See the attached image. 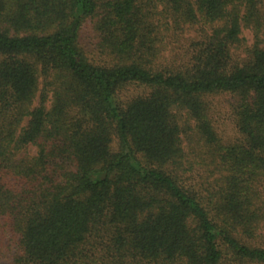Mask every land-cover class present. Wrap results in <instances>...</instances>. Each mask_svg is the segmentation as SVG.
<instances>
[{
    "label": "trees",
    "instance_id": "obj_1",
    "mask_svg": "<svg viewBox=\"0 0 264 264\" xmlns=\"http://www.w3.org/2000/svg\"><path fill=\"white\" fill-rule=\"evenodd\" d=\"M88 20L108 66L80 44ZM195 27L187 63L162 65ZM0 215L14 264H264L240 239L264 223V0H0Z\"/></svg>",
    "mask_w": 264,
    "mask_h": 264
},
{
    "label": "rangeland",
    "instance_id": "obj_2",
    "mask_svg": "<svg viewBox=\"0 0 264 264\" xmlns=\"http://www.w3.org/2000/svg\"><path fill=\"white\" fill-rule=\"evenodd\" d=\"M243 36L246 40V44L250 45L253 42L252 32L245 29L243 30ZM183 36L187 39L184 43L183 47L178 49V53L175 56H168V53H165V59L162 65L169 66H180L187 63L189 58V50L188 44L193 41H197L202 38V33L198 27L187 29L186 32L183 33ZM97 40L95 38V33L93 29L92 21L88 20L83 25L80 34V44L88 56L89 60L95 62V64L100 65H110L113 63L112 58L107 54L101 52L96 46ZM186 50H188L187 54ZM240 56H243V52L238 53ZM45 81L43 77L39 79V91L43 89ZM143 89L135 86L129 85L125 86L119 92V98L122 100L129 99L138 95ZM39 91L36 94V97L33 100L31 108L38 105L39 102ZM211 102V113L214 118L215 125L218 130V135L220 140L227 144L232 142L238 135L237 129L235 127L234 116L231 113V103L232 99L228 95L220 94L218 96H214L210 98ZM51 106V93H49V99L46 103L47 109ZM29 118L25 117L20 124V127H25L27 125ZM116 137H112V149H116ZM37 154V148L32 145H28L26 148L22 149L18 156L26 161H30L31 158L35 157ZM56 163H61L60 160L55 159L51 160L47 166L46 173L50 175H58L61 172V169L56 165ZM63 166H66L64 163ZM7 183L10 186H14L15 188L21 187H29V185H25V180H16L14 176H8L6 178ZM241 240L250 246H264V223L260 225V228L257 231V234L254 237L240 236ZM20 247H19V235L15 231L14 225H11V221L5 216L0 215V264H14L13 259L15 256L19 255Z\"/></svg>",
    "mask_w": 264,
    "mask_h": 264
}]
</instances>
